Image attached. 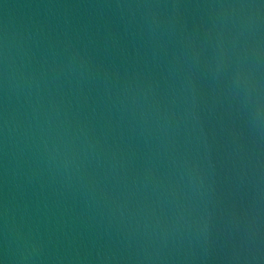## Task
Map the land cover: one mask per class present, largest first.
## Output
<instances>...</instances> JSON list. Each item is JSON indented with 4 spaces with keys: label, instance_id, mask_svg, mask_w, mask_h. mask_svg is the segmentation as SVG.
<instances>
[{
    "label": "water",
    "instance_id": "obj_1",
    "mask_svg": "<svg viewBox=\"0 0 264 264\" xmlns=\"http://www.w3.org/2000/svg\"><path fill=\"white\" fill-rule=\"evenodd\" d=\"M0 264H264V0H0Z\"/></svg>",
    "mask_w": 264,
    "mask_h": 264
}]
</instances>
